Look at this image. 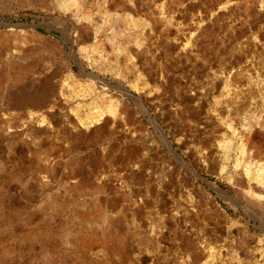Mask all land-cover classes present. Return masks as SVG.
<instances>
[{"label": "rangeland", "instance_id": "374dc122", "mask_svg": "<svg viewBox=\"0 0 264 264\" xmlns=\"http://www.w3.org/2000/svg\"><path fill=\"white\" fill-rule=\"evenodd\" d=\"M0 24V264H264V0H0Z\"/></svg>", "mask_w": 264, "mask_h": 264}, {"label": "bare ground", "instance_id": "6f19581e", "mask_svg": "<svg viewBox=\"0 0 264 264\" xmlns=\"http://www.w3.org/2000/svg\"><path fill=\"white\" fill-rule=\"evenodd\" d=\"M2 24H0V26H1ZM5 25V24H4ZM107 41V40H106ZM125 93V92H124ZM254 136V135H253ZM257 136V135H256ZM259 136V135H258ZM257 136V137H258ZM262 136V135H261ZM253 139H252V137L250 138V139H248L247 140V142H248V146L250 147V148H254V153H256V152H258V150H259V147L258 146H256V144L252 141ZM255 141V140H254ZM256 157V156H255ZM236 182V181H235ZM217 190V189H216ZM225 199H228V200H230V201H233L234 199L233 198H230V197H228L226 194H222V193H220ZM161 196V195H160ZM241 201V200H240ZM254 201V200H253ZM255 203H257L259 206H262V204L263 203H261L260 201H254ZM245 216L246 217H249V218H252V219H255L256 221H258L259 222V224H260V227L262 228V232L264 233V219H262V218H259L253 211H251V209L250 210H248V209H246L245 211ZM243 212V213H244ZM206 216V215H205ZM248 223V222H247ZM249 229V228H248ZM259 229V228H258ZM240 231V230H239ZM241 234H242V232H241ZM256 237V236H255ZM261 237H262V235H261ZM243 238V237H242ZM260 240H263V239H260ZM243 242V241H242ZM235 243H237V242H235ZM262 243H263V241H262ZM262 250V249H261ZM250 253V252H249ZM251 259V258H250ZM242 263V262H241Z\"/></svg>", "mask_w": 264, "mask_h": 264}]
</instances>
